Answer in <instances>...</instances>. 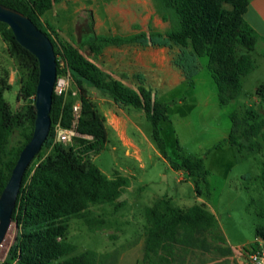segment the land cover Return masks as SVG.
I'll use <instances>...</instances> for the list:
<instances>
[{"label":"rangeland","instance_id":"1","mask_svg":"<svg viewBox=\"0 0 264 264\" xmlns=\"http://www.w3.org/2000/svg\"><path fill=\"white\" fill-rule=\"evenodd\" d=\"M163 13L157 0H60L42 15V22L59 46L78 47L88 59L111 74L109 54L113 45L95 53L90 45L93 37L123 35L140 29L151 31L147 22L149 14L151 23L155 22V16L159 29L166 32L177 22L168 10L163 21ZM177 51L178 47H175L169 54L172 57ZM252 57L255 62L260 60L255 52ZM208 61V57L201 58V70L192 84L185 81L170 84L164 76L149 79L144 84L157 99L168 103L170 121L160 125L167 158L153 140V125L142 109L117 103L101 91L89 88L92 101L106 119L108 141L102 150L90 152L88 157L110 178L126 177L128 184L117 200L91 204L83 216L69 219L68 240L77 245V252L93 250L105 259V264H243L244 259L236 248L250 245L257 237V227H264L261 183L264 141L243 137L245 149L242 154L229 143L215 146L228 138L233 127L232 112H236L241 121L240 132L248 127V122L253 123L264 116V104H260L258 97L253 98L255 86L264 80V56L259 67L244 76L240 96L226 106L219 103L217 84L208 69ZM2 77H8L11 84L4 92L5 99L17 111L28 102L18 100L26 71L10 53L0 32ZM66 77L65 98L78 104L81 102L79 88L70 73L67 72ZM126 81L127 86L135 89L140 79ZM24 139L22 130L16 129L8 149L19 146ZM55 142H60L56 136ZM72 142L80 148L78 140ZM63 144L68 147L71 142ZM44 150L49 154L50 148ZM192 154L204 158L205 170L209 172L206 180L172 168V161H180ZM162 199L182 210L204 205L214 214L217 230L206 237L210 246L208 251L176 244L173 256H168V260L162 259L165 253L145 257L150 226L147 208ZM19 233L18 224L13 221L0 246V262L10 257L9 252Z\"/></svg>","mask_w":264,"mask_h":264},{"label":"trees","instance_id":"2","mask_svg":"<svg viewBox=\"0 0 264 264\" xmlns=\"http://www.w3.org/2000/svg\"><path fill=\"white\" fill-rule=\"evenodd\" d=\"M60 0H0L29 16L51 38L57 56L58 75L71 74L80 91L81 116L77 130L92 140L75 137L80 148L55 142V125H72L74 104L67 101L65 92L54 93L52 126L41 151L26 170L13 213L20 233L5 261L0 264H105L93 250L77 252V245L68 240L69 219L83 216L91 204H104L117 200L128 179L110 178L88 157L99 152L108 141L105 117L99 113L90 97V87L111 97L117 103L142 109L153 125L152 137L160 153L167 158L166 143L160 125L170 121L168 103L157 99L153 92L140 85L138 89L127 86L122 80L106 73L94 61L88 59L78 47L71 44L59 46L45 30L42 15ZM163 7V17L170 11L176 25L166 32L139 31L129 35H98L90 42L95 53H101L107 45H138L142 47H168L178 51L172 55V64L178 68L184 81L192 84L201 70V58L208 57L210 70L218 88L219 103L226 106L234 102L242 92L243 78L256 67L252 52L264 56L261 36L245 19L248 0H157ZM0 32L26 71V79L18 92V100L28 101L17 111L5 99L4 92L11 88L8 77L0 78V196L5 189L20 152L30 141L36 119L35 96L39 80L38 58L22 46L8 24L0 22ZM240 50H244L239 54ZM59 59L66 62L67 70ZM260 104H264V82L255 91ZM233 127L227 139L215 147L229 143L244 151L243 137L264 141V116L241 130L237 113L232 112ZM21 129L24 141L8 149L10 137ZM45 148H50L46 154ZM245 156L243 155L242 158ZM172 168L190 176L206 180L208 171L204 158L197 155L172 161ZM264 189V167L261 172ZM200 194V192H199ZM150 226L145 242V257L162 255L163 260L173 256L174 246L181 244L208 251L207 235L215 234L217 219L204 205H194L186 210L160 200L147 208ZM257 236L264 237V227H257ZM218 238H221L220 236ZM223 240V239H221ZM254 247V245H252ZM191 248V249H192ZM231 251V248L229 249Z\"/></svg>","mask_w":264,"mask_h":264},{"label":"water","instance_id":"3","mask_svg":"<svg viewBox=\"0 0 264 264\" xmlns=\"http://www.w3.org/2000/svg\"><path fill=\"white\" fill-rule=\"evenodd\" d=\"M0 22L8 24L17 41L39 60L35 96L36 119L32 138L20 152L11 177L0 196V246L13 223V213L26 170L41 151L52 126V104L58 77L57 56L51 38L23 12L0 3Z\"/></svg>","mask_w":264,"mask_h":264},{"label":"crops","instance_id":"4","mask_svg":"<svg viewBox=\"0 0 264 264\" xmlns=\"http://www.w3.org/2000/svg\"><path fill=\"white\" fill-rule=\"evenodd\" d=\"M248 1L249 4L244 15L245 19L261 36L264 37V0ZM157 13L159 15V12ZM161 18L164 21L163 16ZM151 19V14H149L147 22L152 30L163 32V30L159 29L158 24H156L157 19L155 16V22H153V24L151 23ZM140 30L145 31L146 29ZM132 33L135 32H127L123 35H129ZM260 46H264V42L261 41ZM169 50L168 47H142L131 44L121 46L113 45V48L110 50L111 53L109 54L110 64L113 68L111 75L114 78L122 80L126 85V80L135 78L140 79L136 87H134L135 89L140 85L147 84L149 79H158L163 76L168 79L170 84L182 82L184 81V77L181 71L175 70L176 68L172 64V57L169 54ZM254 52L260 56V60L256 61V66L259 67L262 55L257 51ZM262 82H264V80L255 86V91L258 85ZM253 98L257 99V96H254ZM125 122L128 124L127 120Z\"/></svg>","mask_w":264,"mask_h":264},{"label":"built area","instance_id":"5","mask_svg":"<svg viewBox=\"0 0 264 264\" xmlns=\"http://www.w3.org/2000/svg\"><path fill=\"white\" fill-rule=\"evenodd\" d=\"M59 61L61 68L67 70L66 62L63 59H59ZM66 73L67 72H64L57 77V82L55 84V93L57 94H62L67 89L68 81ZM73 115L74 119L70 127H64L60 122L55 125V136L60 142H71L72 146L75 145L72 142L75 137H84L92 140L93 136L83 135L77 130L81 116V103L74 104ZM252 245H254V247ZM236 251L239 253L240 257L244 259L243 264H264V237L257 236L250 245L236 248Z\"/></svg>","mask_w":264,"mask_h":264}]
</instances>
